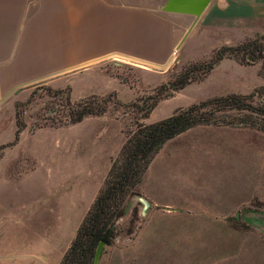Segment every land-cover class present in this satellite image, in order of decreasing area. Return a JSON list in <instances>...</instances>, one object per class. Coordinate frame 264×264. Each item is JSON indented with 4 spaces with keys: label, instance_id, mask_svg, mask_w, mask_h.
<instances>
[{
    "label": "rangeland",
    "instance_id": "obj_1",
    "mask_svg": "<svg viewBox=\"0 0 264 264\" xmlns=\"http://www.w3.org/2000/svg\"><path fill=\"white\" fill-rule=\"evenodd\" d=\"M256 32L245 26L197 25L165 63L115 56L95 62L120 84L102 86L94 77L89 84H84L86 79L74 81L70 91L64 85L66 78L56 81L57 75H51L17 86L1 99L0 152L6 150L0 157V264H58L103 184V156H98L97 164L78 169L73 153L81 157L83 152L70 133L93 130L94 145L88 153L98 155L108 144L110 150L115 148L136 121L160 119L200 99L251 91H255L254 100L264 99V92L258 91L264 85L259 62L223 57L205 73L194 69L188 83L160 97L141 116V107L156 86L193 63L208 61L220 45L235 44ZM66 88L70 101L88 92L109 95L106 110L98 120L89 118L77 126L65 120L52 125L54 117L66 110L60 104ZM54 89L61 91L54 94ZM15 119L22 124L16 139ZM60 131L69 137L66 145L58 144ZM105 131L109 137L103 136ZM170 143L200 147L199 152L184 157L191 160L189 168L200 169L204 203L222 200L226 207L237 202L230 207V215L172 214L167 211L173 207L148 201L141 193L143 187L136 184L123 202V213L114 220L115 233L110 243L102 245L97 264H135L137 258L143 260L141 264H264V132L233 122L196 124ZM160 195L162 200L167 197L164 190ZM140 197L148 201L146 208Z\"/></svg>",
    "mask_w": 264,
    "mask_h": 264
},
{
    "label": "crops",
    "instance_id": "obj_2",
    "mask_svg": "<svg viewBox=\"0 0 264 264\" xmlns=\"http://www.w3.org/2000/svg\"><path fill=\"white\" fill-rule=\"evenodd\" d=\"M201 1L0 0V100L7 98L17 86L51 75H57L56 81L66 78L64 85L68 84L70 91L74 81L86 79L84 84H89L94 77L102 86L110 87L113 82L120 84L95 62L115 56L165 63L197 25L213 23L218 27L245 26L248 30L264 31V0H205L198 16L188 12L197 8ZM88 93L79 98L97 94ZM99 116L101 114L85 115L70 126L82 124L89 118L98 120ZM65 132L58 134L61 146L66 145L69 138ZM180 133L167 139L152 156L137 183L143 187L141 193L152 203L162 201V205L173 207L167 211L172 214L194 211L195 216H205L200 212L213 217L230 215V207L237 202L226 207L221 204L222 200L204 203L206 197L201 195L199 186L202 185L198 180L200 169L189 168L191 160L184 157L201 149L170 143ZM70 135L71 139H76V146L80 143L83 152L81 157L73 153L72 160L78 164V169L97 164L98 156H103L101 164L107 171L111 158L117 155L124 140L121 138L112 150L108 144L101 147V153L93 155L88 153L94 145L93 130ZM103 136L109 137V131ZM61 158L59 156L58 160ZM82 163L85 166H79ZM162 190L168 200L161 199ZM133 261L141 264L143 260Z\"/></svg>",
    "mask_w": 264,
    "mask_h": 264
},
{
    "label": "trees",
    "instance_id": "obj_3",
    "mask_svg": "<svg viewBox=\"0 0 264 264\" xmlns=\"http://www.w3.org/2000/svg\"><path fill=\"white\" fill-rule=\"evenodd\" d=\"M223 57H232L239 62H259V73L264 78V31L238 41L222 44L216 48L210 59L204 63H193L178 76L155 87L143 103L141 116H146L156 101L170 95L192 79V71L207 72L215 62ZM264 85L258 91L264 92ZM60 101L66 110L56 115L51 122L57 125L79 121L85 115H98L107 108L108 96L90 94L76 101H70L68 89ZM61 89H54V94ZM110 94V93H108ZM255 91L249 93L229 92L200 99L186 106L175 108L171 114L150 122H135L133 129L125 133L118 153L114 156L92 202L79 222L68 246L63 251L58 264H91L94 248L99 240L111 242L115 233L114 220L123 213L125 198L133 193L143 171L158 148L169 138L196 124L239 123L264 132V99L254 100ZM61 108V109H62ZM232 112L229 117L226 114ZM14 139L22 124L15 119ZM1 147V145H0Z\"/></svg>",
    "mask_w": 264,
    "mask_h": 264
},
{
    "label": "water",
    "instance_id": "obj_4",
    "mask_svg": "<svg viewBox=\"0 0 264 264\" xmlns=\"http://www.w3.org/2000/svg\"><path fill=\"white\" fill-rule=\"evenodd\" d=\"M205 0H202L201 3L198 5L197 8L190 10L188 12L194 14L195 16H198L204 6ZM141 201L144 203L145 208L148 206V201L146 199H144L143 197H140ZM142 212H145V209L142 210ZM104 244V242L102 240H99L94 248V252H93V256H92V260H91V264H97L98 263V259H99V255H100V251L102 248V245Z\"/></svg>",
    "mask_w": 264,
    "mask_h": 264
}]
</instances>
